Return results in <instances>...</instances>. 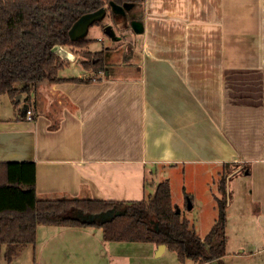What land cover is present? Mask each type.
<instances>
[{"label":"crops","instance_id":"crops-1","mask_svg":"<svg viewBox=\"0 0 264 264\" xmlns=\"http://www.w3.org/2000/svg\"><path fill=\"white\" fill-rule=\"evenodd\" d=\"M138 18L128 60L104 75L81 62V76L59 73L90 82L40 84L33 120L23 94L18 106L0 97V162H35L41 199L142 200L169 180L178 208L175 186L184 207L186 194L200 207L201 227L214 224L217 178L232 169L258 213L262 243L250 254H264V0H144ZM231 224L228 211V243ZM39 231L36 264H125L138 244L106 242L92 227L38 225L37 240Z\"/></svg>","mask_w":264,"mask_h":264},{"label":"trees","instance_id":"trees-1","mask_svg":"<svg viewBox=\"0 0 264 264\" xmlns=\"http://www.w3.org/2000/svg\"><path fill=\"white\" fill-rule=\"evenodd\" d=\"M143 2L0 0V97L8 95L18 106L17 96L23 94L25 105L33 110V98L42 83L90 82V76H59L68 65V59L56 51L62 46L78 49L83 56L82 67L88 73H109L106 50H89L94 39L73 40L70 30L87 13L103 7L106 13L113 12L112 3H131L133 8ZM99 25L98 20L92 24ZM232 171L224 172L218 182V216L205 237H201L194 223L177 212L169 180L159 182L155 191L142 200L41 199L37 196L35 162H0V247L6 246L4 259L10 264L28 245L35 248L38 225H46L101 229L106 242L166 245L182 264H223L228 247L227 181ZM186 199L192 198L186 194Z\"/></svg>","mask_w":264,"mask_h":264},{"label":"rangeland","instance_id":"rangeland-1","mask_svg":"<svg viewBox=\"0 0 264 264\" xmlns=\"http://www.w3.org/2000/svg\"><path fill=\"white\" fill-rule=\"evenodd\" d=\"M140 15H141V5H137L133 8H130L128 14L107 12L101 17V21H100L101 25L89 27L84 33H82L81 36L94 39L93 42L90 44V50L93 51H98L101 49L106 50L105 56L108 65L109 64L114 65L116 63L114 61L120 63L122 62L123 59L128 60V51H130V49L135 46L136 41H134V38L137 33L132 28L131 18L133 17L135 20L139 21L138 16ZM106 26L111 27L112 32L114 34V38L106 34V32L104 31ZM70 49H71L70 47L62 46L57 48L56 50L60 56H62L65 59H68V65H69L60 71V75L81 76L84 73L80 64V62L83 61V56L80 53H78L79 52L78 49L72 48L71 49L72 51ZM102 73L103 72H100L99 75L100 74L104 75ZM92 79H95V77H93ZM4 98L7 97L5 96ZM241 175H243V173H241ZM221 178L222 175H220L217 178V183L220 181ZM242 180H244V178ZM242 180H239L237 178H232L227 181V201H228V207H230L229 210H227V213L229 211V216H230V220L232 221V224L230 225V230H229V236L231 237L230 239L231 242L228 243L227 257L225 259V262L226 264H264V254L255 255V256L250 254V251L252 250L251 246L255 247V245H257L256 243L257 241H259L260 245L262 243L260 242L261 230L260 227L255 223L257 222V218H258V213L255 209L256 207L255 205L250 203L249 193L247 191V184H244ZM238 181L242 182L239 190H237V188L239 187L237 185ZM211 184L213 186L214 193L217 192V184L214 183ZM173 192L177 203L179 200V205H180L179 207L183 211L182 214L185 217H189L188 219L191 220V223L195 224L198 234L201 237H205V235L209 232V230L213 226L210 224L211 222H206L204 227H201L203 226L201 225V223H196L197 219L199 220V217L197 218V215L199 214L198 210L200 207L197 206L195 210H193L192 208L190 209L189 207L192 204V202L189 200H186L187 207H184L182 202L183 195L179 193V190L177 189L176 186L173 188ZM202 196H204V194ZM203 201L204 199L201 197L200 199H197V203H199L200 206H201V202ZM204 211L203 213H200V215L202 214V217L205 216L207 217ZM211 213L214 214V212L212 211ZM216 215L218 216V212L216 213ZM39 235L40 236L37 240L38 243L37 250H40V248L42 247L41 245V241L43 240L42 231H39ZM239 245H241V248L245 249L246 253L243 254L240 253L241 249L238 248ZM109 246H110L111 255H113L112 259H114L115 261L117 258L115 257L116 256L115 250L118 249V247H115L116 245H112V244H110ZM148 246H152V245L150 244L146 245L145 243H138L131 245V247H129L131 251L128 253V260L125 261V264H182L178 261L177 255L174 252H171L170 250H167L163 256L162 254L157 255V251H156L152 257L147 258L145 255V251L147 250L146 248H149ZM33 249L34 247L32 245H28L10 264H33V259H34ZM5 250H6L5 245L0 247V264H9L4 259ZM186 264H194V263L188 261ZM205 264H210V263H205ZM212 264H218V263H212Z\"/></svg>","mask_w":264,"mask_h":264},{"label":"water","instance_id":"water-1","mask_svg":"<svg viewBox=\"0 0 264 264\" xmlns=\"http://www.w3.org/2000/svg\"><path fill=\"white\" fill-rule=\"evenodd\" d=\"M112 8L114 13H121L125 14L126 10H130L132 8L131 3H126L123 6L117 5L112 3ZM106 13V8H101L95 12L92 13H87L83 15L71 28L70 30V36L71 38L77 39V38H82V33H84L89 27L92 26L94 21H101V17ZM132 28L137 34H141L144 31L143 25L140 21L138 20H133L132 23ZM104 31L106 32L107 35L110 37L114 38V34L112 32V29L110 26H106ZM21 94L17 96V101L20 100ZM28 109V106H25V111ZM190 209L192 208V204L189 207ZM177 212L180 213V209H177ZM113 215V213H112ZM166 249V245H160L157 250V255H160L161 253L164 252Z\"/></svg>","mask_w":264,"mask_h":264},{"label":"built area","instance_id":"built-area-1","mask_svg":"<svg viewBox=\"0 0 264 264\" xmlns=\"http://www.w3.org/2000/svg\"><path fill=\"white\" fill-rule=\"evenodd\" d=\"M26 118L29 121L33 120V118H34V112H33V110H29V109L27 110V112H26Z\"/></svg>","mask_w":264,"mask_h":264},{"label":"flooded vegetation","instance_id":"flooded-vegetation-1","mask_svg":"<svg viewBox=\"0 0 264 264\" xmlns=\"http://www.w3.org/2000/svg\"><path fill=\"white\" fill-rule=\"evenodd\" d=\"M132 19H133V17L131 18V22L133 21Z\"/></svg>","mask_w":264,"mask_h":264}]
</instances>
